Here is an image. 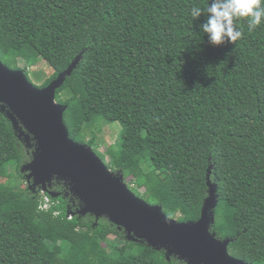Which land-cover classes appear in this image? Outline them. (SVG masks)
Listing matches in <instances>:
<instances>
[{
  "label": "trees",
  "instance_id": "trees-1",
  "mask_svg": "<svg viewBox=\"0 0 264 264\" xmlns=\"http://www.w3.org/2000/svg\"><path fill=\"white\" fill-rule=\"evenodd\" d=\"M193 6L207 0H0V63L31 83L9 56L29 51L54 71L45 87L80 57L55 93L69 138L93 149L98 123L120 124L110 157L119 164L98 156L178 222L200 218L209 170L218 200L209 231L232 240L233 258L264 264V23L249 32L240 22L241 40L214 47ZM7 113L0 106V264H187L79 215L83 204L60 179L47 188L57 198L4 185L24 180L35 154Z\"/></svg>",
  "mask_w": 264,
  "mask_h": 264
},
{
  "label": "water",
  "instance_id": "water-1",
  "mask_svg": "<svg viewBox=\"0 0 264 264\" xmlns=\"http://www.w3.org/2000/svg\"><path fill=\"white\" fill-rule=\"evenodd\" d=\"M80 57L47 86L38 89L22 71L0 63V106L8 109V119L35 145L33 160L24 167L29 190L48 192L54 178L68 184L69 191L82 204L78 214L106 218L130 242L166 251L187 264H247L228 253L232 240H219L209 231L214 223L213 210L218 204L217 187L207 176L208 197L200 218L178 222L168 218L160 206H152L136 197L123 176L112 173L85 144L72 141L63 123L66 106L55 102V93L76 68Z\"/></svg>",
  "mask_w": 264,
  "mask_h": 264
},
{
  "label": "clouds",
  "instance_id": "clouds-1",
  "mask_svg": "<svg viewBox=\"0 0 264 264\" xmlns=\"http://www.w3.org/2000/svg\"><path fill=\"white\" fill-rule=\"evenodd\" d=\"M207 16L201 25V31L207 35L210 45L216 47L225 43L235 44L243 38L240 22L247 25L249 32L264 23V0H207V7L193 6L192 18L201 14Z\"/></svg>",
  "mask_w": 264,
  "mask_h": 264
},
{
  "label": "rangeland",
  "instance_id": "rangeland-1",
  "mask_svg": "<svg viewBox=\"0 0 264 264\" xmlns=\"http://www.w3.org/2000/svg\"><path fill=\"white\" fill-rule=\"evenodd\" d=\"M24 51L25 52L12 51L10 52L9 56L11 59H15L17 61V64L20 68H24L26 70V74L28 75L31 84L35 88L41 89L43 88L45 82L53 76L54 71L40 57H32L29 51ZM92 134L95 139V148L92 150L97 156H104V162L108 163L111 168L114 169L119 164L120 160L113 161L110 157L111 154L119 148L121 138L124 135L123 128L118 123L108 124L105 122H100L94 127ZM142 168L145 170V166H142ZM4 185L13 188H24L26 185L28 186L25 179H8L4 181ZM141 193L146 197L147 194L143 190ZM63 236L71 240L75 238L74 233H65ZM108 241L114 244L120 243V240L114 236H109Z\"/></svg>",
  "mask_w": 264,
  "mask_h": 264
},
{
  "label": "built area",
  "instance_id": "built-area-1",
  "mask_svg": "<svg viewBox=\"0 0 264 264\" xmlns=\"http://www.w3.org/2000/svg\"><path fill=\"white\" fill-rule=\"evenodd\" d=\"M39 192H40L42 195H45V194H46V193L43 192L42 190H40ZM43 198H44V206H43V208H47L48 205H49V201H50V199H49L47 196H43ZM72 217H73V214L68 213V219H71Z\"/></svg>",
  "mask_w": 264,
  "mask_h": 264
}]
</instances>
